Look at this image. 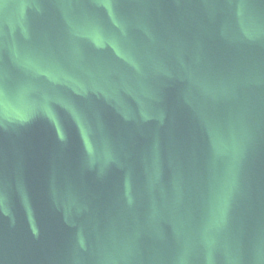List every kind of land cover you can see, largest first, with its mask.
Returning a JSON list of instances; mask_svg holds the SVG:
<instances>
[{"label":"water","instance_id":"95a60500","mask_svg":"<svg viewBox=\"0 0 264 264\" xmlns=\"http://www.w3.org/2000/svg\"><path fill=\"white\" fill-rule=\"evenodd\" d=\"M0 264H264V0H0Z\"/></svg>","mask_w":264,"mask_h":264}]
</instances>
